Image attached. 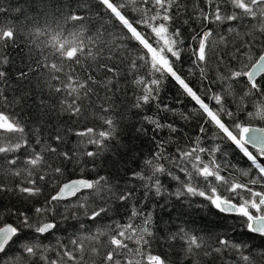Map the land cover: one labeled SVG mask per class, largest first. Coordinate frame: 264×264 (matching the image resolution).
Instances as JSON below:
<instances>
[{"label":"snow or ice","instance_id":"obj_1","mask_svg":"<svg viewBox=\"0 0 264 264\" xmlns=\"http://www.w3.org/2000/svg\"><path fill=\"white\" fill-rule=\"evenodd\" d=\"M39 3L42 10L35 16L18 8L16 11L23 20L0 22V49H18L26 58V67L17 72V80L28 81L34 74L42 78V110H45L46 95L55 100L51 106L58 115L79 120L86 107H91L92 97L96 96V107L100 109L97 115L103 127L68 130L80 138L78 146L82 150L79 152L60 151L56 145L64 142V136L59 131L48 141L38 138L36 144L40 145V150L32 148L25 126L14 111H9L24 99L17 96L10 99L8 95L12 83L5 66L12 61L7 55L0 56V170L8 177L19 179L14 187L0 181V193L14 192L25 199L38 197L42 193L39 182H47L49 175L53 179L62 176L65 161L79 167L81 172L89 161L95 164L109 144L119 139L117 123L111 115L115 109L113 97L119 89L112 85L114 81L118 83L120 65L127 62L130 69L127 75L132 76L131 82L137 89L133 107L142 110L154 103L157 109V113L143 116V122L150 126L154 151L144 159L141 170L131 177L142 182L143 197L151 198L154 194L160 198L166 192L176 199L200 197L221 213L241 217L247 233L264 238V126H252L253 122L264 124V0H203L202 5H194L192 15L184 20L187 24L189 19L195 18L201 25L200 31L191 37L195 46L191 49L193 67L189 68V73L198 69L201 81H207V66L213 58L220 63L227 61V67L216 78L227 85L223 92L207 88L202 89L203 95L177 68V64L183 62L185 51L181 29L176 27L182 10H188L183 0H95L104 13L102 19L113 21L118 35H113L107 28L93 27L90 15H81L71 4L65 11L63 8L50 9L46 0H39ZM79 6L87 7L86 0ZM129 9L137 13L135 18L129 17ZM6 11L8 9L0 6V14ZM245 20L248 24L243 26V31L229 27L228 37L220 35L218 40L213 30L207 28L208 24L231 25ZM233 33L237 43H233ZM218 45H224L226 50L219 52ZM132 49H135V58H131ZM231 51L237 55H229ZM100 72L112 75L98 79L94 73ZM169 78L178 86L181 95L198 106L195 111L203 120L199 134L183 145L174 138L178 128L157 118L158 112L174 111L159 99L160 85ZM233 84L242 85L239 94L233 92ZM98 88L105 90L103 98ZM227 95L239 96L238 109L243 111L244 120L226 107ZM204 96L214 101L215 106L205 102ZM249 105L250 110H246ZM184 119L189 117L184 116ZM205 125L214 129V138L231 142L247 157L249 171L241 172L239 177L231 172L222 174L227 172V167L216 156L220 145H204ZM165 130L169 133L167 139L160 135ZM136 131L147 135L149 128L142 124ZM36 135L39 137V128ZM51 141H55V145ZM89 145L95 150H88ZM170 145H174V151H169ZM29 148L32 151L21 166L20 157L15 154L22 149L28 152ZM46 153L59 159L60 164L50 163ZM162 176L176 182L174 192H168ZM82 193L100 195L106 200L114 195L120 203L129 201L134 195L130 189H114L105 176L92 180L81 176L58 183L54 194L44 206L35 207L31 216L25 211L11 210L19 226H0V264H89V261L91 264H169L168 259L153 252L152 245L160 242L171 247L176 241L181 242L189 259L196 258L193 264H200L201 257L230 251L238 253L243 264H259L252 253H244L246 245L224 238L209 243L183 227L158 235L152 213L135 205L125 223L109 225L107 230L81 232L70 237L67 244L59 240L55 246L44 244L42 238L54 234L58 227L56 220L48 217L55 212L59 202L76 197L78 207L84 209V215L92 221L108 211L104 206L88 211L87 197L81 201L78 195ZM80 228L84 229L85 225L81 224ZM22 229L31 235L19 239L23 235ZM15 243L20 247L10 256L8 250ZM53 251L55 255H49ZM259 259L264 260V249L259 251Z\"/></svg>","mask_w":264,"mask_h":264},{"label":"trees","instance_id":"obj_2","mask_svg":"<svg viewBox=\"0 0 264 264\" xmlns=\"http://www.w3.org/2000/svg\"><path fill=\"white\" fill-rule=\"evenodd\" d=\"M46 3L50 9L53 7L57 9L63 8L65 11H67L66 6L71 4L72 9L78 10L81 15H90L93 27L107 28L113 35L119 34L118 30L113 26V21L102 19L104 13L99 10V6L96 5L95 0H86L87 7H78V5H83L85 0H46ZM183 4L187 6L188 10H182L180 21L176 24V27L181 29L184 40L182 47L185 51L182 53L183 62L178 63L177 68L185 75L190 85L202 95V89L207 88L221 93L227 85L216 78L227 67L226 60L224 63H220L213 58L207 66V81H201L198 69H195L192 73L188 71L189 68L193 67L191 49L195 46V42L191 40V37L200 31L201 25L200 21L195 18L189 19L187 24L184 23V20L192 15L194 5H202L203 0H183ZM0 6L8 9L5 13L0 14V22L7 23H14L18 18L23 20V16L16 11L18 8L23 9L29 16H35L42 10L39 0H0ZM128 15L130 18H135L137 13L129 9ZM246 24H248V21L245 20L233 22L231 25L227 23L208 24L207 28L213 30L215 39L218 40L220 35L228 37L227 29L229 27L235 28L236 31H243V26ZM234 37L235 33L232 34V38L233 43H237L238 40L234 39ZM229 47H232V45H229ZM218 49L221 53L226 50L224 45H218ZM132 53L131 58H135V49H132ZM4 55H7L12 61L9 65L5 66L12 83V88L8 92L9 98L11 99L13 96L24 98L21 104L13 105V108L9 111H14L17 119L25 126V134L32 148L40 150V145L36 144V140L42 138L48 141L51 136L59 131L64 136V142L56 145L60 151H81L82 147L78 146L80 138L68 130L103 127L97 115L100 109L96 107L98 103L96 96L92 97L91 107H86L84 115L79 120L75 118L70 119L65 115H58L57 111L53 110L51 106L55 103V100L48 98L46 95H44L46 101L45 110H42L40 106V98L43 94L41 92L43 86L42 78L34 74L28 81L17 80V72L21 68L26 67V58L23 57V54L18 49L14 48L7 49L6 51L0 49V56ZM229 55H237V53L231 51ZM22 59L25 62L22 63ZM120 69L118 83L114 81L112 85L113 87H118L119 90L113 97L115 109L114 113L111 114L117 123L119 139L113 140L109 144V147L95 160L94 165L89 161L83 172L80 171L79 167L65 161L62 176L53 179L49 175L47 182H39L42 193L38 197L25 199L17 196L14 192L0 193V226L4 224L19 226L17 217L11 214V210L25 211L31 216L35 207L45 205L46 200L56 191L58 183L78 179L81 176L90 180L96 179L99 176H105L114 189L119 191L132 190L134 193L133 198L125 203H120L115 199L114 195L106 200L102 199L100 195L88 196L87 193L79 194L81 201L87 197L88 211L101 206L108 209L96 221L87 219L84 215L85 210L78 207L79 201H77L76 197L66 202H59L55 212L50 213L48 217L49 219L54 218L58 227L54 230V234L42 238L44 244L55 246L58 240L67 244L70 237L81 232L107 230L109 225L125 223L128 220L132 206L135 205L144 212L152 213L153 223L158 235L175 232L178 228L183 227L189 232L203 237L209 243H215L217 238H224L234 243L246 245L244 253H252L258 259L259 264H264V260L259 259V251L264 249V238L247 233L241 217L225 215L200 197L176 199L175 196H168L167 192L160 198L155 197L154 194L151 198L143 197L144 189L140 186L142 182L138 179L133 180L131 177L134 172L141 170L144 159L154 151L155 145L151 139L150 126L143 122V116L145 114L153 115L157 113V109L154 103L146 105L142 110L133 107L137 89L131 82L132 76L127 75L130 71L127 62L121 64ZM94 74L97 75L98 79L110 78L112 75L106 72ZM209 81L214 82L210 83ZM93 87L96 86L93 85ZM241 88L242 85L233 84L234 93L239 94ZM97 91L100 97L103 98L105 90L98 88ZM109 95L111 96L112 93H109ZM159 99L162 104H167L174 110L172 112H158L157 118L162 123H172L178 128V132L174 134L175 141L183 145L189 138H194L199 134V127L203 123V120L200 117V113L195 111V108L198 106H195L194 102L187 96L181 95L178 91V86L170 78L160 85ZM204 99L211 106H215L214 101L209 100L207 96H204ZM238 99V95H227L226 107L237 112L239 118L244 120L243 111H239L238 109ZM246 110H250V105L247 106ZM105 115L109 114L106 113ZM184 116H188L189 119H184ZM142 124L144 127L149 128L147 135L139 134L136 131ZM252 126L260 127L264 126V124L253 122ZM205 127L207 131L203 136L204 145L206 147H213L215 144L220 145V151L216 156L219 162L227 167V172L222 174L227 175L228 172H231L239 177L241 172L250 170V161L247 160V157L239 149L232 145L231 142L214 138V129L210 125H205ZM37 128H39V137L36 135ZM160 135L167 139L169 133L165 130ZM51 142L55 145V141ZM32 148H29L28 152L22 149L19 153L15 154L20 157L21 166H23V159L32 151ZM88 150L95 149L89 145ZM169 151H174V145L169 146ZM45 155L54 166L60 164V160L52 157L51 154L46 153ZM84 159L87 158L85 157ZM5 167H8V165H5ZM161 180L168 192L176 190L177 184L175 181L167 176H162ZM0 181L7 183L9 187H14L15 183L19 182V179L8 177L0 170ZM81 224L85 225L84 229L80 228ZM22 232L23 235L19 239H24V237L31 235L27 230L22 229ZM101 239L106 240L107 237H102ZM131 246L135 247V245ZM19 247L18 243L12 244L8 250V254L10 256L14 255L15 250ZM152 250L168 259L169 264H193V259H196L195 257L192 259L188 258L180 241L174 242L171 247L162 245L160 242H154ZM49 255L54 256L55 252L53 251ZM96 259L98 260V258ZM89 264H91V261H89ZM200 264H243V261L239 260L238 253L230 251L219 255L214 254L211 257H201Z\"/></svg>","mask_w":264,"mask_h":264},{"label":"water","instance_id":"obj_3","mask_svg":"<svg viewBox=\"0 0 264 264\" xmlns=\"http://www.w3.org/2000/svg\"><path fill=\"white\" fill-rule=\"evenodd\" d=\"M251 150H253L254 151V149H251ZM79 195V194H78ZM73 198H75V197H69L68 199H66V200H64V201H61V202H66V201H69V200H71V199H73ZM219 211V210H218ZM223 214H225V215H230V216H237V215H235V214H227V213H223Z\"/></svg>","mask_w":264,"mask_h":264}]
</instances>
